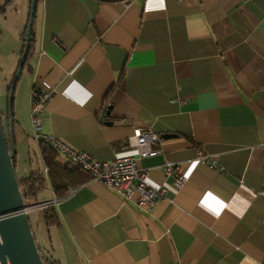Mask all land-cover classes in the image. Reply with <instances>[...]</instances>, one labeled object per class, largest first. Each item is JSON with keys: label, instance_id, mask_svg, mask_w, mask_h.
<instances>
[{"label": "crops", "instance_id": "1", "mask_svg": "<svg viewBox=\"0 0 264 264\" xmlns=\"http://www.w3.org/2000/svg\"><path fill=\"white\" fill-rule=\"evenodd\" d=\"M33 29L18 122L38 88L51 95L45 134L101 161L129 154L135 128L173 134L138 165L157 186L174 180L166 162L182 163L187 176L151 212L137 195L125 200L91 177L60 198L46 184L39 202L58 199L61 225L47 228L43 209L31 224L48 256L57 264H264V0H39Z\"/></svg>", "mask_w": 264, "mask_h": 264}, {"label": "built area", "instance_id": "2", "mask_svg": "<svg viewBox=\"0 0 264 264\" xmlns=\"http://www.w3.org/2000/svg\"><path fill=\"white\" fill-rule=\"evenodd\" d=\"M50 97L49 92L38 88H34L31 92L30 115L32 135L37 143L40 140L48 141L60 153L65 154L68 157L67 164L70 167H81L90 174L91 179L100 182L106 187L116 189L125 200L132 199L134 195H137L136 205L146 212L153 211L158 203L167 196L170 189L177 191L186 183L187 176L182 163L166 162L164 164L163 169L165 174L167 176L173 175L174 180L170 184L160 186L150 183L148 171L139 167L138 160L140 158L155 156L160 152L154 145L162 139V135L153 130L135 128L133 133L128 137L129 154L120 156L112 161L98 160L88 151L73 148L58 137L45 134L42 131L41 113L44 111ZM199 153L200 159L208 162L215 168H221L217 161L209 155L203 152ZM45 172L48 173L46 166ZM47 187H51L49 180H47ZM262 194L264 195V191H262ZM57 201V198L41 201L33 204L31 207H26L24 211L30 214L34 210L55 205ZM0 264H3L1 257ZM7 264H10V262L8 261Z\"/></svg>", "mask_w": 264, "mask_h": 264}, {"label": "water", "instance_id": "3", "mask_svg": "<svg viewBox=\"0 0 264 264\" xmlns=\"http://www.w3.org/2000/svg\"><path fill=\"white\" fill-rule=\"evenodd\" d=\"M37 9L38 0H32L24 38L26 47L10 86L8 136L0 116V257L3 264H7L8 261L10 264H45L33 233L29 214L24 211L33 204L25 201L13 163L17 155L12 130L14 95L31 51ZM172 136L173 134H162L164 138Z\"/></svg>", "mask_w": 264, "mask_h": 264}, {"label": "rangeland", "instance_id": "4", "mask_svg": "<svg viewBox=\"0 0 264 264\" xmlns=\"http://www.w3.org/2000/svg\"><path fill=\"white\" fill-rule=\"evenodd\" d=\"M6 1L7 0H0V6L5 4ZM28 4H30V0H13L7 6V13H4L6 16L1 15L3 17H0V116L6 135L9 134V122L7 117L9 101L8 88L14 79L15 73L19 66V61L21 59L22 49H19L20 47L16 42L19 34H21L19 21L22 15L27 12ZM28 74V70L23 72L21 78L18 81L14 95L13 114L15 126L12 128V130L13 133L18 136V128L21 124L20 127L25 132V135L23 134V141L20 139L15 145L17 152L18 177L28 176L33 169L35 170L40 166L35 155V151H38V149L30 134L32 129L31 115L28 114L26 118L21 119V123L18 122L20 120L22 98L29 81ZM32 163L34 166L33 169ZM27 202L30 204H35L36 201L29 199ZM40 217L39 209L34 210L29 214V218L35 226L40 220ZM42 225L43 228L38 227L40 229L37 233L38 241L41 246H43L45 243V237L47 235L46 226L45 224ZM35 229L37 230L36 227Z\"/></svg>", "mask_w": 264, "mask_h": 264}, {"label": "trees", "instance_id": "5", "mask_svg": "<svg viewBox=\"0 0 264 264\" xmlns=\"http://www.w3.org/2000/svg\"><path fill=\"white\" fill-rule=\"evenodd\" d=\"M12 1L13 0H7L5 4L1 5L0 13L4 14L6 12L8 4ZM31 3H32V0H31ZM27 25H28V22L26 26L24 27V31L22 33L23 47L21 50V57L26 47V41L24 38L26 35V31H27ZM33 40H34V29H33ZM30 57H31V51L29 53V57L25 64L24 70L28 69L30 66L29 65ZM10 86L8 88V94H10ZM7 117H8V122H9V101H8ZM14 126H15V119L13 121V127ZM13 138H14V144L16 145L18 138L15 135V133H13ZM37 149L38 151H35V155H36V158L40 166L37 169L33 170L31 174L23 178H19L17 175L20 190L21 192H23L26 201L30 199V200L36 201L35 203H38L40 193L46 189L47 180H49L56 196L60 198V197L67 195L71 189L76 188L77 186L81 185L82 183L90 179V174L79 166L70 167L68 164L60 165L59 163H57L56 159L59 155V151L50 142L45 141V140L38 141ZM16 162H17V155L15 159L13 160V163L15 165V170L17 172ZM45 166L48 168V173L45 172ZM43 214H44V221H45L47 228L57 227L61 225L60 217L56 210L55 205L44 208ZM33 233L35 236L34 229H33ZM38 247H39V251L41 253V256L43 257L45 264H57L53 259H51L50 256L47 255V253L45 252L43 248H41L39 245Z\"/></svg>", "mask_w": 264, "mask_h": 264}]
</instances>
